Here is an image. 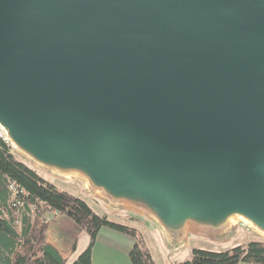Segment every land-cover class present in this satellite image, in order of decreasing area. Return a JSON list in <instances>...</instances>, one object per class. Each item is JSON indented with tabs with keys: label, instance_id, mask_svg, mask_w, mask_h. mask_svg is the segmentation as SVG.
I'll list each match as a JSON object with an SVG mask.
<instances>
[{
	"label": "water",
	"instance_id": "water-1",
	"mask_svg": "<svg viewBox=\"0 0 264 264\" xmlns=\"http://www.w3.org/2000/svg\"><path fill=\"white\" fill-rule=\"evenodd\" d=\"M0 130L169 258L264 235V0H0Z\"/></svg>",
	"mask_w": 264,
	"mask_h": 264
},
{
	"label": "trees",
	"instance_id": "trees-1",
	"mask_svg": "<svg viewBox=\"0 0 264 264\" xmlns=\"http://www.w3.org/2000/svg\"><path fill=\"white\" fill-rule=\"evenodd\" d=\"M56 216L67 217L89 237L87 248L72 264H93V249L103 229L134 240L131 264H156L138 229L98 215L84 200L61 190L0 135V264H68L46 241ZM181 264H264V242L251 241L227 252L193 249L191 259Z\"/></svg>",
	"mask_w": 264,
	"mask_h": 264
},
{
	"label": "rangeland",
	"instance_id": "rangeland-1",
	"mask_svg": "<svg viewBox=\"0 0 264 264\" xmlns=\"http://www.w3.org/2000/svg\"><path fill=\"white\" fill-rule=\"evenodd\" d=\"M17 155L23 161L36 168L44 178L54 183L61 190L67 191L84 200L98 215L102 216L103 214H106L110 220L114 222L131 225L134 227L136 226L135 228L140 231L142 229L144 234H146V230L149 232H154L153 234L155 235V241L153 243V241L148 240V246L151 249L153 257L158 264H181L189 261L192 257L193 249H203L213 252H227L237 246L247 245L251 241L264 242V235L259 234L253 228L242 222H237L236 231L224 240L213 241L195 234H190L186 246L169 258V250L165 247L157 226H155L148 218L128 210H113L109 208L104 201L93 196L89 192L87 185L81 179L74 177H58L54 174H51L50 172L39 169L38 167L31 164L28 160H25V158L19 154ZM146 237H148L147 234Z\"/></svg>",
	"mask_w": 264,
	"mask_h": 264
},
{
	"label": "crops",
	"instance_id": "crops-1",
	"mask_svg": "<svg viewBox=\"0 0 264 264\" xmlns=\"http://www.w3.org/2000/svg\"><path fill=\"white\" fill-rule=\"evenodd\" d=\"M140 232L143 234L147 246L148 240H151L154 243V232L146 230L148 237H146V234H144L142 229ZM46 241L59 251L61 256L67 260L68 264H72L87 248L89 244V237L67 217L56 216L48 227L46 232ZM133 244L134 240L130 237L108 229H105L104 231L103 229L100 232L96 245L93 249V264H131L129 253ZM156 247L158 249L157 244ZM149 250L151 252L150 248ZM151 254L153 257L152 252ZM156 264L158 263L156 262Z\"/></svg>",
	"mask_w": 264,
	"mask_h": 264
},
{
	"label": "built area",
	"instance_id": "built-area-1",
	"mask_svg": "<svg viewBox=\"0 0 264 264\" xmlns=\"http://www.w3.org/2000/svg\"><path fill=\"white\" fill-rule=\"evenodd\" d=\"M3 133L1 132V130H0V135H2Z\"/></svg>",
	"mask_w": 264,
	"mask_h": 264
}]
</instances>
